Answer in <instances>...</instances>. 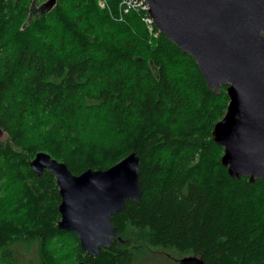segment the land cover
<instances>
[{
    "label": "trees",
    "instance_id": "16d2710c",
    "mask_svg": "<svg viewBox=\"0 0 264 264\" xmlns=\"http://www.w3.org/2000/svg\"><path fill=\"white\" fill-rule=\"evenodd\" d=\"M45 1L0 0V264H144L152 249L264 264V178L229 177L211 137L226 87L138 12ZM39 151L73 174L139 156V203L111 216L122 244L88 254L57 227L55 177L29 165Z\"/></svg>",
    "mask_w": 264,
    "mask_h": 264
},
{
    "label": "water",
    "instance_id": "95a60500",
    "mask_svg": "<svg viewBox=\"0 0 264 264\" xmlns=\"http://www.w3.org/2000/svg\"><path fill=\"white\" fill-rule=\"evenodd\" d=\"M155 27L196 62L207 87H226V111L211 130L223 148L221 164L232 179L264 178V0H145ZM55 0L41 7L48 11ZM4 133L0 127V137ZM39 177L54 175L60 196L59 229L73 232L81 249L97 255L122 244L111 216L127 200L139 203V156L131 151L105 169L73 174L68 166L39 151L30 160ZM176 264H206L195 254ZM76 264H86L79 261Z\"/></svg>",
    "mask_w": 264,
    "mask_h": 264
},
{
    "label": "built area",
    "instance_id": "2783aa9c",
    "mask_svg": "<svg viewBox=\"0 0 264 264\" xmlns=\"http://www.w3.org/2000/svg\"><path fill=\"white\" fill-rule=\"evenodd\" d=\"M97 5L107 10L112 14V7H116L118 10V16L115 17L117 20L121 21L124 19V15L131 11L140 13L142 20L148 30V33L152 37H156L158 34V29L155 27L152 17L149 13V6L145 0H96Z\"/></svg>",
    "mask_w": 264,
    "mask_h": 264
},
{
    "label": "rangeland",
    "instance_id": "374dc122",
    "mask_svg": "<svg viewBox=\"0 0 264 264\" xmlns=\"http://www.w3.org/2000/svg\"><path fill=\"white\" fill-rule=\"evenodd\" d=\"M8 139V135L4 132L2 136L0 137V141H6ZM31 252L29 254L30 256H33ZM176 258H173L171 254L168 251H163L160 249H152L147 257H144L142 261L144 264H176ZM77 263V262H76Z\"/></svg>",
    "mask_w": 264,
    "mask_h": 264
}]
</instances>
